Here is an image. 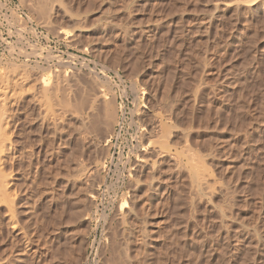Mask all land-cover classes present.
<instances>
[{
    "label": "rangeland",
    "instance_id": "374dc122",
    "mask_svg": "<svg viewBox=\"0 0 264 264\" xmlns=\"http://www.w3.org/2000/svg\"><path fill=\"white\" fill-rule=\"evenodd\" d=\"M0 188V264H264V0H0Z\"/></svg>",
    "mask_w": 264,
    "mask_h": 264
},
{
    "label": "bare ground",
    "instance_id": "6f19581e",
    "mask_svg": "<svg viewBox=\"0 0 264 264\" xmlns=\"http://www.w3.org/2000/svg\"><path fill=\"white\" fill-rule=\"evenodd\" d=\"M67 81H68V79H67ZM67 83H68V82H67ZM66 87H67V86H66ZM98 90H99V89H98ZM96 93H97V92H96ZM98 93H99V92H98ZM100 94H101V93H100ZM100 98H103V97L101 96V97H99V99H100ZM86 99H87V98H86ZM103 99H104V98H103ZM93 100H94V99H93ZM97 101H98V99H97ZM101 101H104V100L101 99ZM93 102H94V101H93ZM95 102H96V101H95ZM67 104H69V103H67ZM93 104H94V103H93ZM78 105L81 106V107L83 106V105H81L80 103H78L76 107H79ZM87 105H88V104H87ZM108 105H109V104H107V103L104 105V106H105V108H104V110H103L104 112L102 111L103 114L100 113V114H101L100 116H98V114H99V112H101V111H100V109H98L99 111L97 112L98 114L96 115V116H98V117H97V120H96V121L94 120V122H96V124L100 123V124H98V127H99V128L101 127V124H102V125L105 124V121H106V123H107L108 126H109L110 123H112V122H110V121H112V117H113V116L111 117V113H110V115L108 114V110H109V109H108V107H109ZM81 107H80V109L83 108V107H82V108H81ZM92 107H93V106H92ZM95 107H96V106H95ZM89 108H90V107H89ZM93 108H94V107H93ZM78 109H79V108H78ZM84 109H85V108H84ZM86 109H87V108H86ZM88 110H89V109H88ZM92 112H93V109H91L89 113L91 114ZM93 113L96 114L95 112H93ZM93 113L91 114L92 116L94 115ZM90 114H89V115H90ZM89 115H88V116H89ZM91 115H90V116H91ZM96 116H94V118H95ZM107 119H108V122H107ZM85 121H86V120H85ZM91 121H92V120H90V122H91ZM113 121H114V120H113ZM94 122H93V123H94ZM91 123H92V122H91ZM94 124H95V123H94ZM92 125H93V124H92ZM92 125H90V126H92ZM99 125H100V126H99ZM107 125H106V126H107ZM110 125H111V124H110ZM112 125H114V124H112ZM158 125H159V124H158ZM86 126H87V125H86ZM108 126H107V128H108ZM98 127H97V125H96V128H98ZM96 128H94V130H95ZM99 128H98V129H99ZM101 128H102V127H101ZM103 128H105V127L103 126ZM107 128H106V129H107ZM89 129H91V128H89ZM92 129H93V126H92ZM98 129H97V130H98ZM111 129H112V128H111ZM104 130H105V129H104ZM91 131H92V130H91ZM99 131H100V130H99ZM101 131H102V130H101ZM101 131H100V132H101ZM103 132H104V131H103ZM106 132H107V131H106ZM96 134H97V133H96ZM106 134H107V133H106ZM153 150H154V149H153ZM157 151H158V152H157ZM157 151H156V149H155V150L153 151V153L157 155V154L159 153V150L157 149ZM151 152H152V151H151ZM156 155H155V156H156ZM152 156H153V155H152ZM149 157H150V156H149ZM149 157H148L147 160L150 159ZM140 161H141V160H140ZM145 161H146V159H145ZM145 161L143 160V162H145ZM141 162H142V161H141ZM143 164H144V163H143ZM148 164H149V163H148ZM97 167H98V166H96L95 169H96ZM98 169H99V167L97 168V171H98ZM94 172H95V171H94ZM96 173H97V172H96ZM96 173H95V175H96ZM98 174H99V171H98ZM95 175H94V176H95ZM94 176H93V177H94ZM97 177H98V179H99V176H96V178H97ZM102 177H103V176H102ZM103 179H104V178H103ZM103 179H102V180H103ZM100 180H101V179H100ZM92 181H93V179H92ZM98 181H99V180H98ZM95 182H96V181H95ZM95 182H94V183H95ZM94 183H93V185H94ZM95 184H96V183H95ZM92 188H93V186H92ZM0 190H1V188H0ZM2 190H3V189H2ZM94 193H95V192H94ZM92 194H93V193H92ZM90 198H95V197H94L93 195L90 194ZM88 201H90V200H88ZM93 201H95V200H93ZM93 201H92V199H91V202H92V203H93ZM91 202H89V203H91ZM92 203H91V204H92ZM91 206H92V205H91ZM123 262H124V261H123ZM127 262H128V260H127ZM121 264H122V263H121ZM127 264H128V263H127Z\"/></svg>",
    "mask_w": 264,
    "mask_h": 264
}]
</instances>
